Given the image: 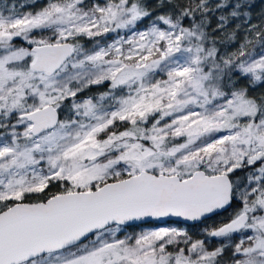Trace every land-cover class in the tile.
Instances as JSON below:
<instances>
[{"label":"snow or ice","instance_id":"1","mask_svg":"<svg viewBox=\"0 0 264 264\" xmlns=\"http://www.w3.org/2000/svg\"><path fill=\"white\" fill-rule=\"evenodd\" d=\"M0 264H264V0H2Z\"/></svg>","mask_w":264,"mask_h":264},{"label":"trees","instance_id":"2","mask_svg":"<svg viewBox=\"0 0 264 264\" xmlns=\"http://www.w3.org/2000/svg\"><path fill=\"white\" fill-rule=\"evenodd\" d=\"M9 1H11V0H9ZM0 2H2V0H0ZM224 216L226 217V216H227V213H225ZM217 219H220V218H217ZM208 223H212V221H209ZM191 231H192L193 233H195V232L199 231V228H193V229H191ZM213 243H214V242H213Z\"/></svg>","mask_w":264,"mask_h":264},{"label":"rangeland","instance_id":"3","mask_svg":"<svg viewBox=\"0 0 264 264\" xmlns=\"http://www.w3.org/2000/svg\"><path fill=\"white\" fill-rule=\"evenodd\" d=\"M9 2H11V1H9Z\"/></svg>","mask_w":264,"mask_h":264}]
</instances>
